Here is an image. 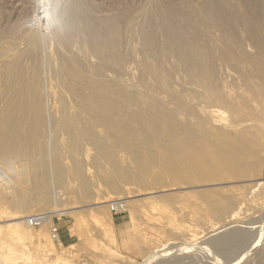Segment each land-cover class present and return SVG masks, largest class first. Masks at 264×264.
Returning a JSON list of instances; mask_svg holds the SVG:
<instances>
[{
    "label": "bare ground",
    "instance_id": "bare-ground-1",
    "mask_svg": "<svg viewBox=\"0 0 264 264\" xmlns=\"http://www.w3.org/2000/svg\"><path fill=\"white\" fill-rule=\"evenodd\" d=\"M170 3L164 2L158 6V11L163 7L162 12H156L153 16L152 14L148 15L150 19L145 23V35L141 42L142 48L152 53L151 58L156 65V69L151 68L146 61L142 66L143 71L151 76L152 80L153 78L158 80L157 87L164 91L170 87L159 73V70L164 69L166 54L163 50L165 45L162 44L165 42L161 44L158 40L162 48L164 46L162 49L155 40L156 37H153V33L156 34L155 30L161 29L160 32L171 46V50L168 49L176 59L172 63L173 65L175 63L173 69L177 66L174 71L179 69L178 66L184 69L186 82L201 88V94L211 99L212 105H208L210 108L207 109L210 114L217 116L224 113L222 108L234 110L227 95L221 90L219 79L216 77V61L223 64L227 62L231 67L240 71L238 72L240 75L239 84L243 86L244 93H247L250 100L243 94L239 97L245 100L244 104L247 107L251 102H258L264 107V0H235L234 2L201 0L197 5H192L189 0ZM64 14L65 11L62 8L59 16ZM126 15V11L122 10L117 17L124 21L126 18H122ZM83 20L85 21L84 18ZM107 20L109 23L111 22L109 19H106L105 22ZM194 20L201 22L204 28L202 33L197 30V33L188 34L183 27L185 25L181 24V21H187V25H191L194 24ZM102 22L104 23V21ZM112 22L111 27L114 24ZM76 24L78 23L76 22ZM101 24L100 22V27ZM62 25H64L62 22H58L51 31H46L41 21H38L34 30L24 36L28 43L32 42L36 36H40V46L38 47V43H36L34 46L37 49L24 50L15 59H10V57L13 58L11 52H8L11 48L9 49L5 44L8 42L7 39L16 38L17 31L11 29L0 31V192H2L0 199L10 201L13 204L12 208H24L43 202L52 210L66 211L67 208H59L57 203L62 197L63 200L66 194L63 184L66 183L65 189L71 190L77 183V189L79 187L85 197H88L93 191L91 180L83 170V163L88 158L90 162L98 160L108 163L110 170L102 177L103 182L108 180L115 186L119 182H123L129 187L122 186V184L121 187H126V192L134 194L135 197L141 193L144 195L158 193V191L169 187L186 186L184 188H190L197 184L221 182L224 179L240 178L245 175L244 153L251 148L248 140L220 129L215 131L214 138H212L214 133L209 125L196 127L190 122H182L173 110L168 109L157 100L148 99L149 102H145V98H143L145 96L140 97L119 86L116 90L113 87L109 89L99 82L91 81L84 91L81 85L84 82L71 72L73 61L54 54L55 43L68 45V42L64 43L66 40L63 38ZM117 26L113 28L117 30ZM80 28L76 31L80 32ZM103 29H105L104 26ZM212 30L217 33L214 34ZM94 31L96 30L94 29L93 34L91 33L92 36L97 32ZM100 32L102 33V31ZM95 38L97 39L96 36ZM104 38L108 42L109 39L105 35ZM199 38H202V43ZM102 40L104 42V39L100 41ZM48 41H50L49 45L46 44ZM95 42L93 41L91 47ZM98 42L96 43L98 44ZM115 43L118 42L115 41ZM106 44L103 43V47ZM38 48H43L45 53L40 56L36 55L39 51ZM96 48L98 52L95 53V56H98L97 54L101 50L98 46ZM114 49L112 51L116 53L117 57L120 52L117 53ZM108 52L110 54V51ZM236 52L239 53L236 55ZM100 54L104 56L103 51ZM120 55L124 56L121 61L128 57V53L123 55L122 52ZM32 58H35L36 64L34 66L26 65L24 61ZM107 58L104 60L105 63L108 61ZM116 59L119 60V58ZM118 60H114V62ZM110 61L112 62L113 59L110 58ZM173 65L170 67L172 68ZM225 65L227 66V64ZM178 108H183L179 99ZM189 110L190 108L187 109V112ZM262 114H264L263 108ZM96 128H101L102 132L99 133ZM87 144L95 151L93 156H89V149L83 154L82 150L84 151V145ZM120 151L124 152L123 157L128 161L127 164H123V159L118 155ZM81 155L82 157H80ZM262 183V181L257 182L254 190ZM130 185L137 186V188ZM81 191L79 192L81 193ZM96 191L97 189L94 192ZM120 192L122 194V190ZM192 195L199 199L200 209L206 207L210 218L223 221L224 224L221 227L232 225L225 233L210 237L211 242L215 244L213 246L225 249L227 244L229 246L230 243L236 242L238 245L243 243L245 235H243L242 229L235 228L234 220L240 214V209L236 208L238 204L236 197H226L221 190L215 188L193 191ZM162 198L169 201L174 196L163 195ZM65 214L67 212L61 215ZM5 217L6 219L0 221V239L16 234V229L19 228L21 230L20 237L34 244L37 252L35 258L32 256L33 261L27 247L21 249L11 245L6 248L0 246L3 249L2 254L0 253V263H3V260H8L12 254H15L14 259H21L25 264L35 262V260L50 264L48 263L50 259L58 258L53 254L54 243L50 241L48 233L47 236L33 234L28 218L24 214L20 215L15 212L7 214ZM23 222H26V225ZM208 224V228H213L214 225ZM218 229L211 230L215 232ZM244 231L246 230L244 229ZM154 234L148 236L149 234L145 233L142 236L144 247L151 245L148 252L152 248L154 249L153 246L156 245L154 242L159 241L153 236ZM191 237L194 238L195 235L191 233ZM250 237L252 238V236ZM35 238L38 239L37 244L34 243ZM232 241L234 242L232 243ZM44 243L46 246L48 245L47 249H44ZM237 244H233V246L238 247ZM242 246L240 245L241 248ZM156 250L158 249L156 248ZM159 250L158 252H163ZM207 250L209 249L206 248ZM152 251L151 253H154ZM148 252L147 256L150 255L149 258L147 257L148 259L156 256L154 254L152 256ZM159 255L160 253L156 257L159 258ZM164 256L167 257L165 253ZM214 257L220 261L221 257L216 258V255ZM224 257L223 259H225ZM230 261L229 264H234L236 259L233 260L234 263H232V259ZM225 262L223 261V264Z\"/></svg>",
    "mask_w": 264,
    "mask_h": 264
},
{
    "label": "rangeland",
    "instance_id": "rangeland-1",
    "mask_svg": "<svg viewBox=\"0 0 264 264\" xmlns=\"http://www.w3.org/2000/svg\"><path fill=\"white\" fill-rule=\"evenodd\" d=\"M189 1L192 5H197L201 0ZM229 1L234 2L235 0ZM164 2L177 3L178 0H40L38 2L36 0H0V31L6 29L17 31L16 38H9L7 39L8 42L6 40L7 43L5 45L9 47V49L11 48L8 52L10 51L11 53H9L13 56V58L10 57V59H15L18 54L24 50L31 48L37 49V47L34 46L36 43H38V47L40 46V36H36V39L33 38V40L35 39V43L33 40L28 43L24 36L26 33H31L34 30L38 21H41L46 31H51L56 23L62 22V24L65 25H62L63 38L66 40L64 43L68 42V45L65 46V44L55 43L53 51L55 55L73 61L71 72L79 76L81 81L84 82L81 84L84 91H86L87 84L91 81L99 82L109 89L113 87L116 90L117 86H119L120 88H124L127 92L136 93L140 97L145 96L143 97L145 98V102H149L148 99L157 100L168 109L173 110L177 118L182 122H190L196 127L209 125L213 130L212 133H214L212 138H214L215 131L220 129L248 140L251 147L249 151L244 153L243 169L245 175L240 178L224 179L221 180V182L197 184V186L190 188H184L186 186H176V188L169 187L160 192L158 191V193H153L154 195H144L141 193V195L135 197L133 196L134 194L126 192V187H121V184L122 186L129 187V185L123 182H119V186L110 184L108 180L103 182L102 177L110 170L109 165H107L108 163L98 160L90 162L88 158V162L86 161L83 163V170L91 180L93 187L91 193H93V195L90 193L88 197H85L79 187L77 189V183H75L74 188L71 189L74 191L73 193L71 190L65 189L66 183L63 184L64 192L67 195L64 193L65 196H63L65 200H62V197L59 199L60 201L57 200V203L60 206L59 208H67L66 211L52 210L51 207L45 205L43 202L35 203L34 205L31 204L24 208H12L11 206L13 204L10 201H3L0 199V221L6 219L5 216L7 214L15 212L20 215L24 214L26 218L38 215L40 218V226L28 225L31 232L35 235L47 236L48 233L51 239L50 241L54 243L53 254L54 256H58V258L53 257L50 259L48 261L50 264H144L145 262V264H147L148 261L153 258L152 254L158 256V253H160L159 258L154 256V258L150 260L151 262L149 261V264H213L216 260L214 257L215 255L216 258L221 257L220 261L222 262L216 260L214 264H223V261H226L224 264H229L231 263L230 259H232V261L236 259L237 262H232L234 264H239L240 260V264H264V114H262V108L264 109V107L258 102H251L247 107V105L244 104L245 100L239 97L243 94L245 98L250 100L247 93H244L243 86L239 84L240 75L238 72L240 71L231 67L227 62L225 63L227 64L226 66L222 62L216 61V77L219 79L221 90L227 95L234 110L222 108V112L224 111V113L217 116L210 114L207 109L210 108L208 105H212L211 99L201 94V88L186 82V73L184 69L178 66L179 69L174 71L177 66L173 69L175 63L174 65L172 63L176 59L172 56L170 52L171 46L166 42V37L160 32L161 29H158L159 31L155 30L156 34L153 33V37H156L155 40L159 44L160 42L161 44L165 42L162 44L165 45V48L163 46L164 49L160 44V48L165 50L166 56H164V69L159 70V73L161 77H164V80L169 83L170 87H168L166 91L157 87L158 85H156V83L158 80L154 78L152 80V77L143 71L142 66L146 61L151 68L156 69V65H154L152 61V53L144 50L141 46V42L142 37L145 35V23L150 19L149 16L151 14L153 16L159 11L162 12L163 7H161L159 11L157 8ZM82 6H84V8H82ZM62 8L65 14L59 16ZM122 10H125L127 13V15L122 18H126L124 21L117 17ZM81 17L82 19L84 18L85 21H82ZM163 17L164 15L162 18ZM105 18L111 20V22L113 20L112 23L114 24L112 27L111 22L109 23L108 20V22H105ZM101 20L104 21V23ZM76 22L78 24H76ZM84 22L87 23L85 24ZM100 22L102 23L101 27ZM182 23L185 25L183 27H185L188 34H192L193 32L197 33V30L201 33L202 30L204 31L199 20H194V24L191 25H187V21H181V24ZM103 26L105 29H103ZM114 26H117V30L113 28ZM77 27L81 29L80 32L76 31L78 29ZM94 29L98 33L96 31L94 32L99 34V36H97L96 33L93 36L91 35ZM100 31H102V33ZM110 31H112L111 33L114 35V38ZM212 32L214 34L217 33L213 30ZM76 33L79 34L77 35ZM108 33L112 37L110 35H108V37L106 35ZM104 35L109 39V43L104 38ZM95 36L97 39L103 36L100 38L104 39V42L103 40L100 41V38V40H97ZM111 39L112 42L110 41ZM93 41H100L102 43L99 45L100 42H98V44L95 42V47L92 46L94 47L92 48L91 45H93ZM115 41L118 43L114 44ZM199 41L202 43V38H199ZM103 43L104 45L107 43L106 46L110 43L113 44L108 45L110 48L108 46L106 48V46L103 47ZM46 44L49 45L50 41ZM97 46L99 50H101L99 51L100 53L103 51L104 56L100 53L97 55L101 56H95V53L98 52ZM99 46H102L106 51L100 49L102 47ZM168 48H170V50ZM38 49L39 51L36 55L40 56L45 53L43 48ZM95 49L97 51H94ZM113 49L117 53L120 52L117 57L115 56L116 53L112 51ZM108 51H110V54ZM122 52L123 55L128 53V57L123 61H121V58L124 56L122 57L120 55ZM105 53H107L108 56L106 55V58L108 57L107 60L109 61L106 60V63L104 62L106 59L104 58ZM112 53L113 55H111ZM238 53L239 52H236V55ZM110 58L113 59L112 62ZM116 58H119V60ZM114 60H118L116 61L117 63L114 62ZM26 61H24L26 65L34 66L36 64L35 58L30 60L27 59ZM171 65H173L172 68L170 67ZM169 68L173 69V71ZM77 82L76 79V84ZM146 96L150 97L147 98ZM178 99L183 104V108H178ZM188 108H190L189 112H187ZM96 131L99 133L102 132L101 128H96ZM87 149H89V152ZM86 151L89 153V156H93L95 153L89 144L84 145V151L82 150L83 154ZM118 155L123 159V164H127L128 161L123 157L124 152L120 151ZM80 157H82V155ZM260 181L263 183L258 185L254 190L255 184ZM130 186L137 188V186ZM207 188L219 189L226 197H236L238 203L236 208L238 207L240 209V214L234 220L235 228L242 229V233L245 237L247 236V239L244 237L243 243L240 244L241 246L245 244L242 248L236 242L233 243L234 241H232V243L234 245L237 244L243 251L237 246H233L231 243L229 245L230 247L227 246V244L224 247L225 249H223V247L213 246L215 244L211 242V238L225 233L232 225L229 227L228 225L221 227V225L224 224L223 221H216L210 218L211 216L206 207L200 209L201 203L198 201V198L192 195V192ZM96 189L97 191L94 192ZM121 190L122 194L120 192ZM79 191H81V193ZM1 193L2 192H0V197ZM163 195L174 196V198L165 201L162 198ZM78 197L79 199H77ZM133 200L135 201L133 202ZM117 201H121L124 206V211L113 214L110 210V205ZM21 212L23 213L21 214ZM66 212L67 214L61 215ZM251 222L255 224H249ZM208 223L214 225L213 228H211L212 230L219 228L218 231H215V233L208 228ZM24 224L26 225V222ZM244 229L248 231L246 232ZM20 233L21 230L17 228L16 234L5 236L2 240L0 239V246L6 248L11 245L21 249L27 247L34 261L33 257L35 258L37 250L34 244L20 237ZM145 233L146 235L149 234L148 236L155 233L156 235L154 234L153 236L159 239V241L154 242L157 246H153V251L151 249L154 253H151V251L148 252L151 245L144 247L142 243V236L145 235ZM191 233L195 235L194 238L191 237ZM248 235L252 236V238H249ZM256 241L258 243L255 244L254 242ZM37 242L38 239L35 238L34 243L37 244ZM254 244L255 246H253ZM44 246V249L48 248V245L46 246L45 243ZM213 247L217 248L214 249ZM156 248L163 252H158ZM206 248L209 250L206 251ZM166 250L169 252H166ZM2 252L3 249L0 248V253L2 254ZM147 252L152 255V258L148 259L150 255L148 257ZM156 252L158 253L156 254ZM209 252L211 255L208 254ZM164 253L167 257L164 256ZM14 255L12 254L8 260H3V263L25 264L21 259H14ZM222 255H224L225 257H223L227 260L223 259ZM33 261L26 264H44V262L38 260H35L36 263Z\"/></svg>",
    "mask_w": 264,
    "mask_h": 264
},
{
    "label": "built area",
    "instance_id": "built-area-1",
    "mask_svg": "<svg viewBox=\"0 0 264 264\" xmlns=\"http://www.w3.org/2000/svg\"><path fill=\"white\" fill-rule=\"evenodd\" d=\"M110 210L113 214H117V213L124 211V206L121 203V201L113 202L110 205ZM28 223L30 225L39 226L40 225V218L38 217V215L30 216V217H28Z\"/></svg>",
    "mask_w": 264,
    "mask_h": 264
}]
</instances>
